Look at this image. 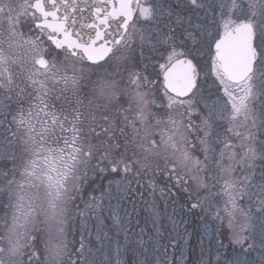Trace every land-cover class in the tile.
<instances>
[{"label": "snow or ice", "instance_id": "obj_1", "mask_svg": "<svg viewBox=\"0 0 264 264\" xmlns=\"http://www.w3.org/2000/svg\"><path fill=\"white\" fill-rule=\"evenodd\" d=\"M0 264H264V0H0Z\"/></svg>", "mask_w": 264, "mask_h": 264}, {"label": "trees", "instance_id": "obj_2", "mask_svg": "<svg viewBox=\"0 0 264 264\" xmlns=\"http://www.w3.org/2000/svg\"><path fill=\"white\" fill-rule=\"evenodd\" d=\"M193 227H195V224H193Z\"/></svg>", "mask_w": 264, "mask_h": 264}]
</instances>
